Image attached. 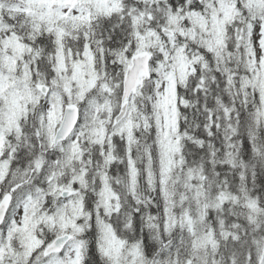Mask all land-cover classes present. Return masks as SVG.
I'll use <instances>...</instances> for the list:
<instances>
[{
	"label": "snow or ice",
	"instance_id": "obj_1",
	"mask_svg": "<svg viewBox=\"0 0 264 264\" xmlns=\"http://www.w3.org/2000/svg\"><path fill=\"white\" fill-rule=\"evenodd\" d=\"M0 264H264V0H0Z\"/></svg>",
	"mask_w": 264,
	"mask_h": 264
}]
</instances>
